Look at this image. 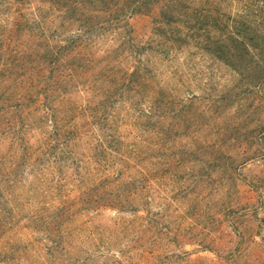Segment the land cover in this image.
Wrapping results in <instances>:
<instances>
[{
    "label": "trees",
    "instance_id": "16d2710c",
    "mask_svg": "<svg viewBox=\"0 0 264 264\" xmlns=\"http://www.w3.org/2000/svg\"><path fill=\"white\" fill-rule=\"evenodd\" d=\"M204 1L0 0V264H129L112 249L128 229L102 212L139 211L148 198L136 176L175 168L198 146L219 151L227 131L185 128L193 113L174 106L152 57L197 49L227 66V56L258 55L263 80L264 0H243L234 16L227 0ZM153 11V38L141 43L130 19ZM190 255L168 249L145 264H208Z\"/></svg>",
    "mask_w": 264,
    "mask_h": 264
},
{
    "label": "rangeland",
    "instance_id": "374dc122",
    "mask_svg": "<svg viewBox=\"0 0 264 264\" xmlns=\"http://www.w3.org/2000/svg\"><path fill=\"white\" fill-rule=\"evenodd\" d=\"M196 2L206 5L204 0ZM243 3L227 0V7L221 8L234 16L243 12ZM155 16L156 11L132 16L137 41L152 40ZM258 57L233 60L227 56V66H217L197 49L184 48L173 61L153 55L163 83L177 97L174 106L193 113L185 128H198L201 136L227 131V140L213 153L198 146L190 157L172 160L175 168L159 175L136 176L135 184L143 183L149 199L146 204L138 202L139 211L102 212L104 223L118 218V228L128 229L112 248L119 260L145 264L153 254L184 247L191 258L208 264H227V254L234 250L241 254V264L264 262V79L259 78ZM223 90L227 102L207 107L206 100ZM179 99H195L196 105L177 106ZM203 107L210 117L198 114ZM175 121L169 118L168 122L179 125V116ZM220 151L225 154L219 155ZM210 155L219 158L210 161ZM106 240L97 242L105 245Z\"/></svg>",
    "mask_w": 264,
    "mask_h": 264
}]
</instances>
